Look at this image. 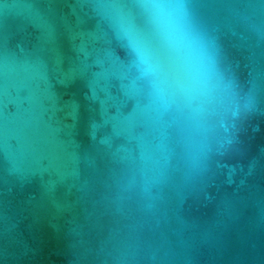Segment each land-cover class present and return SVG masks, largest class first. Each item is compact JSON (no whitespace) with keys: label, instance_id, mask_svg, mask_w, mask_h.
I'll list each match as a JSON object with an SVG mask.
<instances>
[{"label":"water","instance_id":"1","mask_svg":"<svg viewBox=\"0 0 264 264\" xmlns=\"http://www.w3.org/2000/svg\"><path fill=\"white\" fill-rule=\"evenodd\" d=\"M138 4L0 0V264H264V0H186L195 122Z\"/></svg>","mask_w":264,"mask_h":264},{"label":"clouds","instance_id":"2","mask_svg":"<svg viewBox=\"0 0 264 264\" xmlns=\"http://www.w3.org/2000/svg\"><path fill=\"white\" fill-rule=\"evenodd\" d=\"M138 6L172 68L171 74L158 78L156 96L161 103L176 100L178 109L195 122L221 86L210 46L190 25L186 0H139ZM121 27L130 43L142 51L139 37ZM147 66L153 67L150 60Z\"/></svg>","mask_w":264,"mask_h":264}]
</instances>
